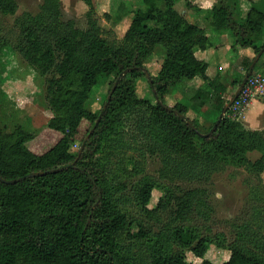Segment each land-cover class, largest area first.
<instances>
[{"label": "trees", "instance_id": "trees-1", "mask_svg": "<svg viewBox=\"0 0 264 264\" xmlns=\"http://www.w3.org/2000/svg\"><path fill=\"white\" fill-rule=\"evenodd\" d=\"M179 1L142 0L141 7L131 10L130 27L119 42L105 37L94 0H84L89 7L86 29L63 19L61 0H44L40 14L17 19L15 49L46 77V98L54 116L38 133L21 125L0 130V175L14 179L66 168L15 184L0 180V264H191L188 252L202 258V264H215L205 259L212 244L230 251L221 264H264L259 221L242 222L229 237L193 217L196 213L207 218L206 190L175 191L144 173L141 161L131 160L132 172L141 174L131 185V197L123 192L126 184L116 189L118 184L107 175L105 155L114 154L127 134H133L135 143L141 136L151 138L150 150L162 159L164 173L172 180H208L227 165L246 167L256 176L264 171V132L246 128L229 110L217 129L203 136L216 124L228 88L221 75L207 76L208 63L195 52L210 48L211 40L203 26L177 8ZM230 2L217 0L208 8L209 24L218 32L233 30L242 47L258 54L264 50V44L258 46L264 0L251 1L239 18L238 4ZM17 7L15 0H0L3 12L13 13ZM194 10L201 13L203 8ZM9 44L0 41V52ZM156 52L164 58L159 72L150 76L146 62ZM253 60L245 61L250 74ZM196 77L203 84L192 98L194 105L216 102L218 114L209 125L188 119L187 105L167 104L178 84ZM141 79L148 80L155 102L139 95ZM105 83L111 84V98L94 110V88ZM252 152L260 154L255 161ZM162 187L164 197L151 207L154 190ZM131 203L137 213L130 211ZM253 209L264 223V199Z\"/></svg>", "mask_w": 264, "mask_h": 264}, {"label": "rangeland", "instance_id": "rangeland-1", "mask_svg": "<svg viewBox=\"0 0 264 264\" xmlns=\"http://www.w3.org/2000/svg\"><path fill=\"white\" fill-rule=\"evenodd\" d=\"M17 10L15 12H3L0 10V41L7 40L10 46H5L0 52V130L11 131L17 125H21L26 131L38 133L43 130L54 116L49 107L46 98V77L41 75L36 69L30 66L15 49L20 36V28L17 25V19L25 13L36 16L40 14L44 0H15ZM63 8V19H72L81 29H86L88 25L87 12L88 5L84 0H61ZM217 0H180L177 8L181 11L190 10V13H196L197 21L195 23L203 26L214 38L220 32L216 31L207 20L208 16L200 14L194 10V6L202 7L205 14L208 8H211ZM255 0H231L236 7L237 18L245 16L250 8V2ZM124 3V6H121ZM142 0H94L97 13L100 15V24L104 28V35L107 39L114 42L122 40L126 31L130 27L132 14L131 10L141 7ZM262 5V3L260 4ZM234 33L233 30L228 29ZM260 41H264V28ZM235 41L239 35L234 33ZM216 41V40H215ZM234 41V42H235ZM239 45V44H238ZM240 46V45H239ZM242 49V46L241 48ZM252 51V50H251ZM235 51H232L234 53ZM255 57L257 54L251 52ZM164 55L156 52L147 62L146 70L150 76L156 75L163 62ZM234 61V59H233ZM261 61V60H260ZM258 63H264L263 61ZM260 64L253 70V73H264V68ZM244 78V77H243ZM242 78V80H243ZM240 84L233 92L227 96L226 103L234 95ZM111 84L105 83L94 88L92 95V107L99 110L103 107L106 98L109 96ZM138 93L141 97H147L155 102L153 92L150 90L148 80L141 79L138 83ZM174 91L167 96V104L172 106L176 103ZM214 101L212 106L206 112L208 116L198 118L200 123L209 125L215 120L218 111L215 110ZM247 114L253 116L252 119ZM225 115H228L226 113ZM230 116V114H229ZM188 119H196V115L188 112ZM237 118V119H236ZM254 118V119H253ZM242 122L244 126L251 130L264 132V92L255 96L252 104L248 107L245 114L241 117H235ZM248 119L250 122H248ZM139 135V132L135 133ZM151 138L141 136L134 142L133 134H127L121 144H118L117 151L105 155L108 159L107 169L109 180L119 188L122 184L127 185V190L123 192L131 197V185L136 176L141 178V174L132 172L133 161H141L145 166L148 176L162 180L161 183L167 184V187L186 193L189 189L206 190L204 195L207 201V218L194 213L193 217L199 219L204 227L209 225L214 233L224 232L231 237L235 233L236 226L244 221L257 220L259 225L264 223L263 218L256 215L254 206H261L264 199V171L257 175L252 173L246 167L227 165L221 170L214 172L208 180L189 179L188 177H176L171 179L164 173V162L162 159L151 152L149 144ZM149 141V142H147ZM76 152L79 145L72 147ZM119 150L122 151L119 154ZM255 161L259 158L258 152L249 154ZM126 161V163H124ZM127 169V170H126ZM133 174L132 175H130ZM131 180H130V179ZM165 188H156L150 203L151 207L158 204L159 200L165 195ZM135 203L130 204V211L137 213ZM165 220L169 217L164 214ZM261 221V222H260ZM204 228V234H207ZM230 251L212 244L205 255V259L211 260L215 264H221L228 260ZM187 260L191 264H202L203 259L196 257L193 253H187Z\"/></svg>", "mask_w": 264, "mask_h": 264}, {"label": "crops", "instance_id": "crops-1", "mask_svg": "<svg viewBox=\"0 0 264 264\" xmlns=\"http://www.w3.org/2000/svg\"><path fill=\"white\" fill-rule=\"evenodd\" d=\"M189 11L190 10H184V12L188 14V19L191 22H196L198 15H196V13L192 14ZM200 14L208 16L209 12L207 11L206 14L201 12ZM206 33L211 40L212 46L206 50L197 49L195 53L199 59L205 60L208 63L206 74L210 79H215L218 75H221L223 83L228 88V93L226 94L227 98V96H229L237 86L235 85L236 81H242V78L247 72L245 61L249 58L251 60L253 58L255 59V56L251 53H254V50L251 47H242V49H240L241 45L237 42V40L235 41L234 33L230 30H224L220 32V34H217L214 38H212L213 35L209 34V32L206 31ZM263 44L264 41L258 42V46ZM232 51L235 52L232 53ZM260 60V62H264V54ZM260 66L264 68V63H261ZM202 84V78L196 77L195 79L181 82L174 90L175 98L177 99L176 102H181L187 105L190 109L189 113L192 112L195 114L196 119L205 116L208 109L212 106V101L202 107H198L192 102V98L199 91ZM247 117L252 119L253 116L247 114ZM249 119L248 122H250Z\"/></svg>", "mask_w": 264, "mask_h": 264}, {"label": "built area", "instance_id": "built-area-1", "mask_svg": "<svg viewBox=\"0 0 264 264\" xmlns=\"http://www.w3.org/2000/svg\"><path fill=\"white\" fill-rule=\"evenodd\" d=\"M261 92H264V74L251 73L229 109L230 116L234 119L235 117L241 118L255 96Z\"/></svg>", "mask_w": 264, "mask_h": 264}, {"label": "water", "instance_id": "water-1", "mask_svg": "<svg viewBox=\"0 0 264 264\" xmlns=\"http://www.w3.org/2000/svg\"><path fill=\"white\" fill-rule=\"evenodd\" d=\"M264 53V50L260 51L257 56L255 57V59L253 60L251 66H250V70H254L257 62L259 61V59L261 58L262 54ZM250 75V71H247L243 80L241 81L238 89L236 90V92L234 93V95L230 98V100L225 103L221 113H220V116L216 122V124L214 125V127L211 129V131L208 133V134H205L203 136H210L218 127V125L220 124V122L222 121L223 117L225 116V114L228 112V110L230 109L232 103L234 102V100L236 99V97L239 95L240 91L242 90V88L244 87L248 77ZM117 85V83H116ZM115 87L112 89L114 91ZM111 98V95L109 96V99ZM64 168L66 167H61V168H57V169H52V170H48V171H41V172H32V173H29L25 176H22V177H18V178H14V179H6L4 177H2L0 175V180L6 184H15V183H18L20 181H23L27 178H30V177H34V176H41V175H45V174H48V173H53V172H57V171H60V170H63Z\"/></svg>", "mask_w": 264, "mask_h": 264}]
</instances>
